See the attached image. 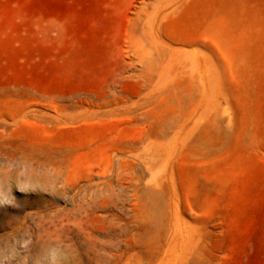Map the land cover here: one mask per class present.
<instances>
[{"label":"rangeland","instance_id":"1","mask_svg":"<svg viewBox=\"0 0 264 264\" xmlns=\"http://www.w3.org/2000/svg\"><path fill=\"white\" fill-rule=\"evenodd\" d=\"M177 1L0 0V264H264V0Z\"/></svg>","mask_w":264,"mask_h":264},{"label":"bare ground","instance_id":"2","mask_svg":"<svg viewBox=\"0 0 264 264\" xmlns=\"http://www.w3.org/2000/svg\"><path fill=\"white\" fill-rule=\"evenodd\" d=\"M152 1V0H151ZM183 1V0H182ZM179 1L177 0H157L156 2V6H154V10L153 11H147L145 15L146 16V20L145 22H149V26H150V30L154 31V32H158L157 34H159V31L163 30L161 29L163 27V20L165 19L166 20V17L168 15V12L169 9L171 7L174 6V4L177 3ZM154 3V2H153ZM133 6V5H132ZM131 7V6H130ZM135 7V6H134ZM132 8V7H131ZM130 8V9H131ZM173 11V10H172ZM170 12V11H169ZM142 23V22H141ZM145 24V23H144ZM141 25V24H140ZM141 27H144L141 26ZM147 28V27H146ZM145 28V29H146ZM149 30V29H148ZM144 31V29H143ZM146 31V30H145ZM144 31V32H145ZM160 31V32H161ZM149 32L147 31V34ZM151 34V32H150ZM162 34V33H161ZM154 36V35H153ZM163 36V35H162ZM153 39V37H152ZM163 39V38H162ZM151 44L154 43L155 45V42L154 40L151 42ZM184 44H190V42L188 41H184L183 42ZM193 43V42H192ZM157 44V42H156ZM205 45V43H204ZM156 46V45H155ZM153 46V47H155ZM209 47V46H208ZM135 48V47H134ZM159 49V48H158ZM157 50V49H155ZM187 51V50H186ZM137 52V51H136ZM161 52V51H160ZM189 52V51H188ZM192 52V49L191 51ZM204 52V51H203ZM134 53V52H133ZM158 52L156 51V53H154L155 55L157 54ZM135 54V53H134ZM190 54V53H189ZM206 54V53H204ZM158 55V54H157ZM166 55V54H165ZM207 56V55H206ZM137 58V57H136ZM159 58V56H158ZM165 58V57H164ZM156 57L155 58H152V56L146 58L145 60H140V66L139 68L142 69V71H145L147 74H148V77H152L154 75V72H155V67H156ZM210 59V58H209ZM207 59L206 57H204L202 54H196V53H193L192 55V66H193V70H194V74H195V79H196V83H197V91H199V103H198V108H197V111H198V114L200 117H202L204 115V112H205V103H206V96L208 94V91L210 90L211 92L214 91L215 89L218 88L219 86V79H218V76H219V73H220V59L218 57V54L217 52L214 51V58L209 60ZM139 61V60H138ZM159 61V59H158ZM162 61V60H161ZM163 63V62H162ZM138 65V64H137ZM136 68V67H135ZM140 69V70H141ZM142 74H140L139 76H141ZM198 93V92H197ZM3 127L2 131H0V159H3V158H7L9 161L11 160H16L18 157H17V151L19 150V145L15 146L14 142H13V139L14 138V134L13 133H10L9 131H7V124L6 123H2ZM71 124V123H69ZM73 125V124H71ZM68 126V124H67ZM169 143V141H168ZM172 143V142H171ZM170 143V144H171ZM29 145V144H28ZM22 147V146H21ZM34 147V146H33ZM33 147H29V148H32ZM36 147V146H35ZM18 148V149H17ZM37 148V147H36ZM22 149V148H21ZM38 149H41V148H38ZM170 149V148H169ZM34 150H37V149H34ZM33 150V151H34ZM42 150V149H41ZM21 151V150H20ZM23 151V150H22ZM36 152V151H35ZM22 153L21 155V158L24 159V156L26 155L25 152H20V154ZM37 153V152H36ZM35 153V154H36ZM34 154V152L31 151V155ZM43 154V153H42ZM19 156V155H18ZM29 156V155H28ZM34 156V155H33ZM39 156V155H37ZM42 155H40L41 157ZM26 158V157H25ZM56 158V157H55ZM51 159V158H50ZM32 160V159H31ZM45 160V159H44ZM43 160V161H44ZM61 160V159H60ZM46 161V160H45ZM63 161V164H64V159L62 160ZM43 163V162H42ZM52 163V162H51ZM15 164V163H14ZM6 165V164H5ZM16 165V164H15ZM29 165V164H28ZM38 166V165H37ZM5 167V166H4ZM2 167V168H4ZM22 167V166H21ZM55 168V167H54ZM13 170V169H12ZM42 170V169H41ZM46 170V169H45ZM49 170V169H48ZM3 171V169H2ZM36 171V170H35ZM42 172V171H40ZM65 173V172H64ZM1 174V172H0ZM8 174V173H7ZM66 182V181H65ZM157 185V184H156ZM170 188V187H169ZM91 197V196H90ZM165 201V200H164ZM170 204V203H169ZM161 208V207H160ZM39 212V211H38ZM162 214V213H161ZM27 219V218H26Z\"/></svg>","mask_w":264,"mask_h":264}]
</instances>
